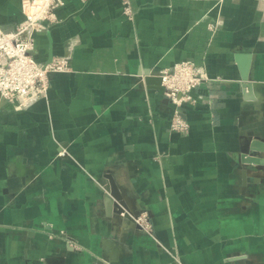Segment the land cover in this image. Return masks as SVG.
I'll return each instance as SVG.
<instances>
[{
	"label": "crops",
	"instance_id": "1",
	"mask_svg": "<svg viewBox=\"0 0 264 264\" xmlns=\"http://www.w3.org/2000/svg\"><path fill=\"white\" fill-rule=\"evenodd\" d=\"M27 1L0 0L4 30ZM64 1L33 54L71 68L27 109L0 97V264H264V0ZM185 59L209 79L175 131L145 72Z\"/></svg>",
	"mask_w": 264,
	"mask_h": 264
},
{
	"label": "built area",
	"instance_id": "2",
	"mask_svg": "<svg viewBox=\"0 0 264 264\" xmlns=\"http://www.w3.org/2000/svg\"><path fill=\"white\" fill-rule=\"evenodd\" d=\"M64 0H28L25 17L13 31L0 25V97L17 109H27L48 94L51 73L68 71L70 56L56 57L48 63L35 59L36 34L60 22L58 9ZM125 13L132 14L130 4ZM162 78V91L174 106L170 127L175 131L189 128L182 107L194 103L193 90L209 79L204 69L193 60L185 59L158 72ZM137 223L152 234L148 215H139Z\"/></svg>",
	"mask_w": 264,
	"mask_h": 264
},
{
	"label": "water",
	"instance_id": "3",
	"mask_svg": "<svg viewBox=\"0 0 264 264\" xmlns=\"http://www.w3.org/2000/svg\"><path fill=\"white\" fill-rule=\"evenodd\" d=\"M145 80L146 83L150 84H156V85H161L162 84V78L160 75H151V71L149 72H145ZM242 87L245 91V96L250 97L252 96V91L254 88V82L249 78V74L247 73V69L245 70L244 73H242ZM249 93V94H248ZM249 135H253L252 132L249 133ZM260 147V143H258L255 140H252V142L250 143L248 152H245L242 155V160L244 163H259L260 162V158L258 156V154H254V153H250V151H257V149ZM111 177V176H110ZM107 191H109L110 193L109 196L112 198L113 202H114V211L118 214V215H122L126 218L127 221H130L132 224L135 223V225H137L139 228H142L141 225L139 223H137V218L139 216L138 213H133L132 211L126 209V207L124 206L123 202H122V198H121V194L118 191V185L116 184V182H114L111 179V185L106 187ZM124 214V215H123ZM29 244V243H27Z\"/></svg>",
	"mask_w": 264,
	"mask_h": 264
}]
</instances>
